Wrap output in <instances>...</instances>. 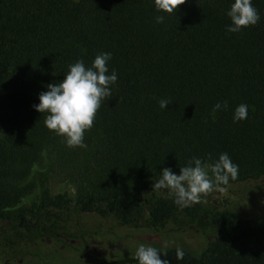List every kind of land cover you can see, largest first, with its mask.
<instances>
[{"label":"trees","instance_id":"16d2710c","mask_svg":"<svg viewBox=\"0 0 264 264\" xmlns=\"http://www.w3.org/2000/svg\"><path fill=\"white\" fill-rule=\"evenodd\" d=\"M230 3L185 0L168 14L156 12L153 0H0V232L72 207L124 225L162 224L184 211L216 230L200 247L166 248L159 236L127 232L117 237L122 246L100 254L74 238L64 248L21 240L14 251L33 258L7 264H137L139 244L166 252L169 264H264V213L198 203L181 209L166 190L152 189L162 168L179 174L193 156L211 162L220 153L238 165L222 189L253 200L264 186V0H252L260 20L238 33L226 31ZM101 52L112 54L108 68L118 78L84 133L87 147L69 148L32 105L69 64L90 65ZM163 98L171 103L161 109ZM217 102L227 107L213 113ZM241 103L247 118L233 122ZM53 175L61 182L56 194Z\"/></svg>","mask_w":264,"mask_h":264},{"label":"clouds","instance_id":"9594fccd","mask_svg":"<svg viewBox=\"0 0 264 264\" xmlns=\"http://www.w3.org/2000/svg\"><path fill=\"white\" fill-rule=\"evenodd\" d=\"M184 2L185 0H153V6L158 13L172 14ZM226 16L230 21L226 25L228 33H238L260 20V14L252 0H231ZM163 20L164 15L155 16L157 23H162ZM111 58L110 52H101L93 58L90 65H85L80 59L69 64L63 78L58 83L47 84L46 90L38 93V103L32 105L35 111L45 114L44 126L61 136L69 148L87 147L84 133L93 126L101 102L111 96L110 85H114L118 78L115 69L109 71L108 62ZM170 103L169 98L158 101L161 109ZM226 107L227 102H217L213 105L212 112ZM247 115L248 106L241 103L233 110V122L244 120ZM237 174L238 165L232 162L227 153H220L211 162L193 156L180 166L179 174L170 167L162 168L152 189L166 190L173 203L182 209L200 202L204 194L222 190V186L235 180ZM175 251L176 258L183 259V249L177 247ZM164 255L166 252L152 245L139 244L132 253V258L137 264H169L166 259H162Z\"/></svg>","mask_w":264,"mask_h":264},{"label":"rangeland","instance_id":"374dc122","mask_svg":"<svg viewBox=\"0 0 264 264\" xmlns=\"http://www.w3.org/2000/svg\"><path fill=\"white\" fill-rule=\"evenodd\" d=\"M59 177L53 175L50 187L53 193L60 185ZM162 192V190H159ZM75 195L71 186V196ZM253 200L241 198L240 191L235 187L222 190H213L201 197L198 204L214 212L232 209L238 210L243 216H254L264 213V186L257 192ZM149 234L153 239L161 238L159 242L165 244L180 243L200 247L208 239L216 235V230L203 219L193 218L184 211H178L168 221L162 224H153L147 219L140 218L131 224L124 225L113 215L103 217L93 212H83L78 207H72L65 214L54 216L35 222L29 228L8 227L0 232V264L9 261L30 257L27 253L14 251L20 241H27L30 245L43 244L53 241L57 248H64L67 244L77 240L87 253H106L115 246H122L117 240L123 233ZM135 235V234H134ZM39 243H35L38 239ZM80 240V241H79ZM21 247V245H20ZM13 250V251H12ZM85 251V252H86ZM33 258V257H30Z\"/></svg>","mask_w":264,"mask_h":264}]
</instances>
